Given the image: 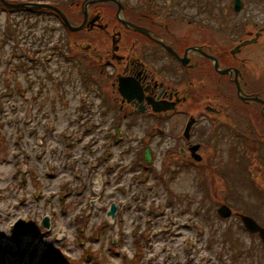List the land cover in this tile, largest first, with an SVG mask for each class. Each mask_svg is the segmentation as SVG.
I'll use <instances>...</instances> for the list:
<instances>
[{"label": "rangeland", "instance_id": "1", "mask_svg": "<svg viewBox=\"0 0 264 264\" xmlns=\"http://www.w3.org/2000/svg\"><path fill=\"white\" fill-rule=\"evenodd\" d=\"M122 1L128 6L133 0ZM232 3L199 0L197 6L201 10L220 9L232 7ZM76 7L72 5L68 11L72 20ZM242 7L238 15L247 18L253 33L258 32L264 25V0H243ZM233 14L237 15L232 11L229 20ZM66 37V29L57 18L0 8V252L5 254L0 264H26L10 252L24 249L30 238L37 243L33 264H49L46 259L51 260L52 255H43L47 246L57 251L60 247L61 260L54 264H85L82 254L95 248L105 255L98 257L102 264H131L135 238L144 245L138 264H264V243L258 233L250 237L234 213L227 219L218 214L219 205L224 203L264 226V160L256 166L247 156L241 163L237 146L228 142L225 134L215 161V177L206 178L205 197V186L199 184V175L192 168L171 178L140 172L130 165L131 159L141 156L136 143L125 138L106 147L103 138L111 135V117L116 112L111 106L98 112L101 106L93 83H85L81 73L80 65L86 61L78 65V58L65 59L55 47L50 59L48 49L55 41L62 51H70L73 45L72 50H81L80 37L73 36L71 41ZM250 47L244 55L264 65L258 48ZM85 51L97 55L91 46ZM8 52L22 56L13 57L8 65ZM20 64L22 69L12 73L10 67ZM85 89L95 102L92 119H100L102 124L80 141L82 125L88 121V113L79 115V97ZM106 91L108 94L110 86ZM145 120L138 117L135 127L124 128L130 135H140ZM156 143L153 162L159 166L161 149L170 144L168 140ZM129 145L131 153L122 154V148ZM104 148L109 151L108 158L99 160ZM112 201L118 209L111 218L105 211ZM46 214L52 219L50 227L41 226L42 233L35 232L32 227ZM85 216V227L80 231L77 227L81 222L76 218ZM26 220L28 226L24 225ZM106 221L112 226L102 225ZM100 224L102 228L95 233ZM78 235L84 243L78 241ZM113 236L120 240L110 244Z\"/></svg>", "mask_w": 264, "mask_h": 264}, {"label": "flooded vegetation", "instance_id": "2", "mask_svg": "<svg viewBox=\"0 0 264 264\" xmlns=\"http://www.w3.org/2000/svg\"><path fill=\"white\" fill-rule=\"evenodd\" d=\"M117 1L122 7L85 0L79 46L87 64L80 68L83 81L93 83L98 112L110 106L116 112L114 131L136 143L141 156L149 148L145 168L175 175L192 168L207 191L225 134L241 163L248 156L258 166L264 160V65L244 53L254 46L264 59V25L253 33L247 18L238 15L242 10L229 20L231 6L201 10L199 0H133L128 6ZM43 2L61 7L67 0ZM88 46L96 56L85 51ZM141 116L147 124L140 135H130L125 128L135 127ZM156 140L170 144L162 147L159 166L153 162Z\"/></svg>", "mask_w": 264, "mask_h": 264}, {"label": "water", "instance_id": "3", "mask_svg": "<svg viewBox=\"0 0 264 264\" xmlns=\"http://www.w3.org/2000/svg\"><path fill=\"white\" fill-rule=\"evenodd\" d=\"M1 1H2L5 5H7V6H13V7H17V8H18V7H19V8H21V7L36 8V7H41V6H47V7H50V8L55 9V10H56V11H57V12L63 17V19H64V21H65V23H66V25L68 26L69 29H71V30H77V29H80V28L82 27V24L79 25V26H71V25L67 22V20H66L65 16L63 15V13H62L59 9H57V8H55V7H52L51 5H47V4H39V3H33V4L30 5V6H26L24 3L11 4V3L5 2L4 0H1ZM113 1H115V0H113ZM240 5H241V2H240L239 0H236V1H235V4H234V7H235V8H239ZM245 43H246V42L244 41L242 44H245ZM126 96H127V95H126ZM145 156H146V159L149 158V153H148V151H146ZM114 210H115L114 205H111V208H110V210L108 211V214H113ZM218 211H219V213H220L222 216H226V215L229 214V210H228L227 208H225L224 206L221 207ZM240 216H241V218H242V220H243L244 225L246 226V228L249 229L250 231H259V234L261 235L262 239L264 240V229L261 228V227H259V226L256 224V222H255L253 219H251L250 217H247V216H244V215H240ZM42 224H43V225H46V224H47L46 218L43 219Z\"/></svg>", "mask_w": 264, "mask_h": 264}]
</instances>
